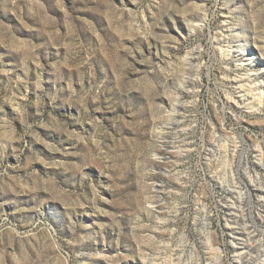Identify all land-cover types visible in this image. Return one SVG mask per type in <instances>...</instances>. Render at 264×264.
Masks as SVG:
<instances>
[{
    "label": "rangeland",
    "instance_id": "1",
    "mask_svg": "<svg viewBox=\"0 0 264 264\" xmlns=\"http://www.w3.org/2000/svg\"><path fill=\"white\" fill-rule=\"evenodd\" d=\"M256 86L264 0H0V264H264Z\"/></svg>",
    "mask_w": 264,
    "mask_h": 264
},
{
    "label": "bare ground",
    "instance_id": "2",
    "mask_svg": "<svg viewBox=\"0 0 264 264\" xmlns=\"http://www.w3.org/2000/svg\"><path fill=\"white\" fill-rule=\"evenodd\" d=\"M243 51L245 52L244 54H242L241 53V55L240 56H242V57H245V55H246V51L243 49ZM220 52H221V54H222V56H228L230 53L227 51V49H225V48H223V47H221L220 48ZM240 54V53H239ZM247 55H248V53H247ZM250 57L249 58H247L250 62H255L257 59H256V57L255 56H253L252 54H250L249 55ZM245 58H243V60H244ZM255 89H257V90H260V94H259V99H261V98H263L264 99V88L261 86V88L259 87V86H256V88ZM255 89H253V91L255 90ZM250 91H252V90H250ZM256 95L254 94V97H255ZM257 98V99H258ZM238 101H240V102H244V98H242L241 97V99H238Z\"/></svg>",
    "mask_w": 264,
    "mask_h": 264
}]
</instances>
